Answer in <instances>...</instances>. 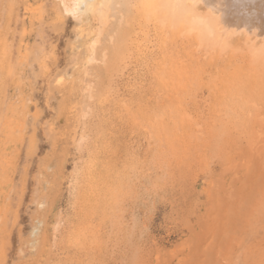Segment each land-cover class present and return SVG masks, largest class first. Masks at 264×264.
Wrapping results in <instances>:
<instances>
[{
	"label": "rangeland",
	"instance_id": "obj_1",
	"mask_svg": "<svg viewBox=\"0 0 264 264\" xmlns=\"http://www.w3.org/2000/svg\"><path fill=\"white\" fill-rule=\"evenodd\" d=\"M139 1L0 0V264H264L256 36Z\"/></svg>",
	"mask_w": 264,
	"mask_h": 264
},
{
	"label": "bare ground",
	"instance_id": "obj_2",
	"mask_svg": "<svg viewBox=\"0 0 264 264\" xmlns=\"http://www.w3.org/2000/svg\"><path fill=\"white\" fill-rule=\"evenodd\" d=\"M71 1H72V4L70 6L65 5L66 10L72 11V12L77 11L78 13L80 12V15H81V14L87 13L90 10L91 11H94V10H96V11L100 10L101 11L102 9L109 6V4H111L110 2L112 0H71ZM143 1L140 0L139 2L144 3L143 6L146 5L149 8V11L151 10V12L152 11L163 12L164 14H162V16L163 15L165 16V13H166V15L170 16V18H171V16H173L174 14H177V13L182 14L183 12H188V15H189V12H190L189 16L192 15L191 20L188 21V24L186 23L184 25L185 28H184L183 32L187 29L191 30L194 28V29H196V33L198 31V33L200 34L199 35L197 33L198 37H200V36L202 38L208 37L211 35L210 33L213 30H215L217 32V34H216L217 36L219 35V33L221 31L224 32V35H228L230 32V27L233 25L237 26L238 28L239 27L240 28L243 27L242 29L245 28L247 31L246 32L247 35L250 34L251 32H253L256 37L254 40H252V42H250V44H249L250 48L247 47L248 50L247 49L246 50L251 52L250 57L251 56L255 57L254 58L255 62L258 59V57H260V55H263L261 57L262 59L261 58L260 59L262 60V66L264 65V0H238L239 2L231 1V0H143ZM198 1H200V3L203 4V6L205 7L204 13H200L198 11V8H197V6H198L197 2ZM240 2H242V3H240ZM142 3H141V6H142ZM112 4H114V3H112ZM110 7L112 9V6H110ZM147 7H143V8H147ZM148 8H147V10H148ZM249 11L252 13V15L255 16V18L249 17ZM189 16H188V18H189ZM175 18H176L175 20L177 22L178 21L177 15ZM175 20H174V22H175ZM180 20L183 21V19H181V17H180ZM180 20L178 21V23L180 25H182V27H183L184 23L180 22ZM249 28H251V30ZM194 29H193V31H194ZM248 29H249V31H248ZM239 32H240V30H239ZM244 33H245V31H244ZM236 34H237V31H236ZM261 34H262V37H261ZM258 36L261 37V42H259L260 43L259 45L256 44V38ZM225 37H227V36H225ZM92 38H94V36ZM92 38H91V42L94 41ZM228 39H230V38H228ZM231 40H232V38H231ZM247 42H248V37L246 38L245 43H247ZM210 43H212V42H210ZM229 44H230V42H229ZM202 45H204V44H202ZM206 45H208V44L206 43ZM218 46H220V45L218 44ZM220 47H222V46H220ZM223 49L224 48H222V50ZM219 50H221V49H219ZM235 50H236V48H235ZM235 54H236V52H235ZM243 54H244V52L242 53V55ZM245 54H247V53L245 52ZM89 55H90V57H88V60H89V58L92 59V57H93V48H89ZM243 56H245V55H243ZM256 57H257V59H256ZM242 59L244 60L243 57H242ZM252 61H250V62H252ZM260 62H259V60L257 61L258 65H260ZM227 63L228 62L225 63L226 66H227ZM243 63H245V62H243ZM240 65H241V63H240ZM181 69H182V67H181ZM252 70H254V69H252ZM220 71H221V69H220ZM263 76H264V73H263ZM260 85L262 86L263 84H260ZM260 85H259V87H260Z\"/></svg>",
	"mask_w": 264,
	"mask_h": 264
}]
</instances>
